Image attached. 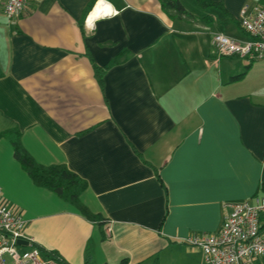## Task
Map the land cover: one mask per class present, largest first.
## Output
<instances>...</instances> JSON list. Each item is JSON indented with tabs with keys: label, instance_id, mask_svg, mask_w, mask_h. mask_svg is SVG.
Masks as SVG:
<instances>
[{
	"label": "crops",
	"instance_id": "crops-1",
	"mask_svg": "<svg viewBox=\"0 0 264 264\" xmlns=\"http://www.w3.org/2000/svg\"><path fill=\"white\" fill-rule=\"evenodd\" d=\"M95 1L28 0L10 21L0 0V132L16 128L36 163L84 180L82 203L106 220L35 186L0 138L2 198L26 221L19 251L38 247L48 264L51 253L205 264L185 239L216 233L225 205L264 196V60L219 57L211 14L202 25L162 0H97L116 14L91 23ZM210 1L245 40L240 10L264 0Z\"/></svg>",
	"mask_w": 264,
	"mask_h": 264
},
{
	"label": "built area",
	"instance_id": "built-area-1",
	"mask_svg": "<svg viewBox=\"0 0 264 264\" xmlns=\"http://www.w3.org/2000/svg\"><path fill=\"white\" fill-rule=\"evenodd\" d=\"M27 2L5 0V17L12 21L22 16ZM99 2L104 3L96 2L93 9ZM106 14L116 12L109 7ZM238 21L247 38L238 40L221 33L213 34L211 45L217 55L236 57L248 63L264 60V6L243 7ZM225 207L228 212L216 233L191 236L184 242L202 252L205 264H264V196ZM25 228L26 221L4 202L0 188V264H48L36 247L24 253L19 251L18 240L29 244Z\"/></svg>",
	"mask_w": 264,
	"mask_h": 264
},
{
	"label": "trees",
	"instance_id": "trees-1",
	"mask_svg": "<svg viewBox=\"0 0 264 264\" xmlns=\"http://www.w3.org/2000/svg\"><path fill=\"white\" fill-rule=\"evenodd\" d=\"M96 1L89 6L90 11ZM193 1L200 9H207L210 7L219 8L218 3L210 0ZM162 7L166 12H171L172 17L181 18L183 16H189L188 12H186L178 0H162ZM242 76L243 75L237 76L234 79L238 80ZM0 138L8 140L12 147L14 158L18 161L21 168L35 186L48 190L62 201L69 203L87 220L97 223L101 228L104 226L106 223L105 218L99 214L91 213L81 201V195L87 189V183L84 180L70 171L64 164L44 166L36 163L22 146L20 133L16 128L0 132ZM262 187L264 188V183ZM38 250L41 253L39 248ZM47 257H49L50 261L53 263H61L53 253L48 254ZM115 264H126V260H121Z\"/></svg>",
	"mask_w": 264,
	"mask_h": 264
},
{
	"label": "rangeland",
	"instance_id": "rangeland-1",
	"mask_svg": "<svg viewBox=\"0 0 264 264\" xmlns=\"http://www.w3.org/2000/svg\"><path fill=\"white\" fill-rule=\"evenodd\" d=\"M180 4L184 7V9L189 12L190 14L197 16L200 20V23L204 25V16L211 14V16L214 19V22L212 25L208 26L209 30L212 33H221L223 35H226L228 37H232L235 39L241 38V32L236 27L235 24H233L228 18H226L220 11L215 10L214 8H208L206 10L199 9L195 2L193 0H178ZM264 6V1H261L260 4ZM207 24L205 23V26ZM55 196V195H54ZM59 200V199H58ZM61 200V199H60ZM62 201V200H61ZM26 250H20L21 253H24Z\"/></svg>",
	"mask_w": 264,
	"mask_h": 264
},
{
	"label": "bare ground",
	"instance_id": "bare-ground-1",
	"mask_svg": "<svg viewBox=\"0 0 264 264\" xmlns=\"http://www.w3.org/2000/svg\"><path fill=\"white\" fill-rule=\"evenodd\" d=\"M106 5V6H105ZM109 10V7L107 4H104L102 2H99L97 4V6L92 10L90 16L92 15V18L90 19V22L91 20H93L95 17H98V16H102L103 13H107V11ZM92 23V22H91Z\"/></svg>",
	"mask_w": 264,
	"mask_h": 264
},
{
	"label": "water",
	"instance_id": "water-1",
	"mask_svg": "<svg viewBox=\"0 0 264 264\" xmlns=\"http://www.w3.org/2000/svg\"><path fill=\"white\" fill-rule=\"evenodd\" d=\"M17 244H18V245H26L27 242L24 241V240H18Z\"/></svg>",
	"mask_w": 264,
	"mask_h": 264
}]
</instances>
